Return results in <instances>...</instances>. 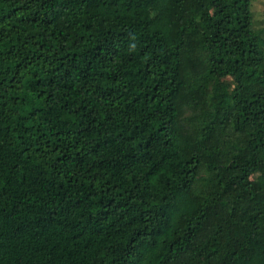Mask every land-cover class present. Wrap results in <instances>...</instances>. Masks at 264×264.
I'll list each match as a JSON object with an SVG mask.
<instances>
[{"label":"trees","instance_id":"obj_1","mask_svg":"<svg viewBox=\"0 0 264 264\" xmlns=\"http://www.w3.org/2000/svg\"><path fill=\"white\" fill-rule=\"evenodd\" d=\"M254 0H0V264H264Z\"/></svg>","mask_w":264,"mask_h":264},{"label":"rangeland","instance_id":"obj_2","mask_svg":"<svg viewBox=\"0 0 264 264\" xmlns=\"http://www.w3.org/2000/svg\"><path fill=\"white\" fill-rule=\"evenodd\" d=\"M253 14V25L264 45V0H254L250 5Z\"/></svg>","mask_w":264,"mask_h":264}]
</instances>
